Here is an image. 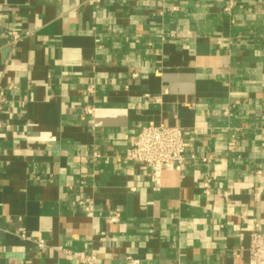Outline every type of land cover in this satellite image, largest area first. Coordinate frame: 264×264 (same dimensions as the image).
I'll use <instances>...</instances> for the list:
<instances>
[{
	"label": "crops",
	"instance_id": "1",
	"mask_svg": "<svg viewBox=\"0 0 264 264\" xmlns=\"http://www.w3.org/2000/svg\"><path fill=\"white\" fill-rule=\"evenodd\" d=\"M262 4L0 0V264H84L61 248L248 264L264 232ZM149 122L189 143L158 182L124 157Z\"/></svg>",
	"mask_w": 264,
	"mask_h": 264
},
{
	"label": "built area",
	"instance_id": "2",
	"mask_svg": "<svg viewBox=\"0 0 264 264\" xmlns=\"http://www.w3.org/2000/svg\"><path fill=\"white\" fill-rule=\"evenodd\" d=\"M90 2L98 3L100 0H90ZM261 10L264 11V4H262ZM19 38V32L12 31L9 42L13 44ZM146 97H148L147 94ZM4 101L3 95L0 94V110ZM87 112L92 113V108L87 109ZM1 124L0 121V127ZM188 145L189 143L184 138L182 129L179 126H165L149 122L139 127L132 145L125 150L124 157L127 160L149 166L151 174L158 182L164 164L168 162L182 164ZM92 155L97 157L99 154L93 151ZM212 179L213 176L203 177L202 191L205 194L209 193ZM256 194H258V191H256ZM109 220L114 221L115 216H110ZM18 236L23 239H31V236L23 230L18 233ZM99 238L103 240L104 236ZM38 243H41V241L39 240ZM247 250L248 264H264V232H250ZM60 251L84 264H102L97 260L93 251H75L64 248H61ZM124 264H136V262L128 256Z\"/></svg>",
	"mask_w": 264,
	"mask_h": 264
}]
</instances>
